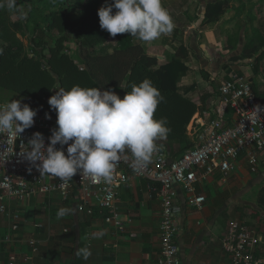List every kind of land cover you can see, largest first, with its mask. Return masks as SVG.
Masks as SVG:
<instances>
[{
	"label": "built area",
	"instance_id": "2783aa9c",
	"mask_svg": "<svg viewBox=\"0 0 264 264\" xmlns=\"http://www.w3.org/2000/svg\"><path fill=\"white\" fill-rule=\"evenodd\" d=\"M219 92L215 118L209 122L198 119L191 124V149L172 159L164 145H157L158 150L151 163L138 171L132 167L131 153L125 152L115 166L111 183L103 179L93 183L90 177L82 176L80 172L67 181L51 175L41 176L35 165L23 160L19 154L21 144H27L34 133L40 132L47 146L52 129L57 126V115L48 104L49 97H42L41 103L29 104L37 110L33 127L25 129L19 136H9L7 132L0 134V220L5 218L10 224L5 243L12 247L16 235L22 231L21 214L12 210L13 205H23L34 198L54 194L64 202H74L77 213L87 216L98 213L117 234L127 233L133 220L123 219L117 203L120 189L128 184L132 174L147 181L150 192L157 194L161 202V246L157 264H183L178 240L185 213L176 186L186 196V203L200 211L207 198L198 193V185L207 182L216 171H220L223 179L227 180L238 169L243 155L248 157L251 172L257 173L259 153L264 151V111L256 110L258 105L264 109V100L257 98L251 81L234 75L220 83ZM5 103L0 98V105ZM230 113L232 120H229ZM57 148H60L59 144ZM66 149L67 145L64 146L67 155ZM263 243L261 234L239 220L228 222L222 238V248L230 264H263L259 258ZM28 244L31 253L25 257L24 264H37L40 243L33 238ZM7 264L22 263L17 253L11 251Z\"/></svg>",
	"mask_w": 264,
	"mask_h": 264
},
{
	"label": "crops",
	"instance_id": "0c3cea01",
	"mask_svg": "<svg viewBox=\"0 0 264 264\" xmlns=\"http://www.w3.org/2000/svg\"><path fill=\"white\" fill-rule=\"evenodd\" d=\"M204 13L205 10L203 16ZM201 24L192 28L198 33L190 35L193 42L191 47L196 53L194 56V52L193 55L187 52L186 64L189 71L178 84L181 95L197 99L199 103L198 112L189 124L188 130L194 120L202 119L204 122H209L215 118L220 99L219 86L226 77L232 78L234 75L245 77L251 81L257 98L264 100V76L258 73L255 64H252L255 58L243 59L242 53L238 52L237 56L227 59L229 61L227 65L221 66L219 58L223 60V63L227 60L224 61L220 56V51L223 49L216 47L218 28L213 26L214 24L208 26ZM187 35L186 33L185 40L188 39ZM155 50L153 48L152 52L147 50L145 52L149 56H157L160 62L168 60L167 56L156 55ZM263 50L261 48L260 51ZM261 65L264 68V59ZM10 92L0 88L1 95ZM120 96L123 99L124 93ZM229 117V120H232V113ZM158 140H164V138ZM189 146H193V137L188 131L185 143L174 145V149L179 148L184 151V154ZM171 158L179 157H176L173 152ZM259 161L260 166L262 165V173L254 179L249 178L252 172L247 155H243L239 159L238 169L227 181L223 179L220 171H216L207 182L198 185V193L207 198L200 211L186 203V196L180 187L176 186L179 202L185 213L180 224L181 232L178 240L183 264H230L222 248V238L228 222L239 220L243 216L240 208L249 205L253 209L259 207L244 200V195L249 188L261 185V182L264 183V151L259 153ZM233 191L238 192L233 196ZM43 198L46 197L34 198L23 205L31 206L32 201L40 203ZM48 198L52 201L50 208L55 212L54 217L60 209H65L66 214L56 218L52 228L50 226L48 232L44 233L38 232L36 227L37 225L44 227L43 224L32 227L31 223L25 219L22 231L16 235V242L12 247L8 244V247H5L3 244L5 234H0V264H7L11 251L17 253L20 263L24 264L25 257L31 253L28 241L33 238L40 243L37 264H157L161 246L159 225L162 207L158 195L150 192V184L147 181L131 174L128 184L119 191L117 206L120 213L124 220H133L132 226L125 234H117L98 213L94 216L77 213L74 202L69 209L56 194ZM249 214L241 221L256 229L252 223L247 222L253 218L251 212ZM255 222L258 223L256 220ZM62 228L63 234L60 231ZM261 235L264 238L262 233ZM263 245L264 243L260 247L259 258L264 264ZM85 247L91 251V256L87 260L76 255L78 249Z\"/></svg>",
	"mask_w": 264,
	"mask_h": 264
},
{
	"label": "clouds",
	"instance_id": "9594fccd",
	"mask_svg": "<svg viewBox=\"0 0 264 264\" xmlns=\"http://www.w3.org/2000/svg\"><path fill=\"white\" fill-rule=\"evenodd\" d=\"M5 6L15 10L16 0H0V8ZM98 16L101 29L112 37L129 33L144 42L170 34L175 26L162 0H113L100 7ZM163 100L159 89L147 78L138 85L133 83L123 99L112 89L101 91L80 85L69 90L60 88L48 100L57 115L50 143L46 146L43 134L36 132L27 144H21L19 154L35 165L41 176L67 181L80 172L93 183L100 179L111 183L115 166L125 152L131 153L132 167L137 171L151 163L158 150L156 141L170 132L167 118H154ZM256 110L264 111L259 105ZM36 115L37 110L20 100L0 105V134L19 136L33 127ZM65 214L66 210L60 209L57 218ZM76 255L87 260L91 251L81 248Z\"/></svg>",
	"mask_w": 264,
	"mask_h": 264
},
{
	"label": "trees",
	"instance_id": "16d2710c",
	"mask_svg": "<svg viewBox=\"0 0 264 264\" xmlns=\"http://www.w3.org/2000/svg\"><path fill=\"white\" fill-rule=\"evenodd\" d=\"M75 1L79 5L86 1L76 14L58 9L43 17L46 26L44 29L36 30L30 39L27 54L23 53L22 47L15 44H0V88L14 92L32 104H38L43 102L42 97H48L52 91L60 88L69 90L74 85L96 87L101 91L121 89L125 96L131 91L133 83L138 85L144 79H150L164 97L154 113V118H167V127L170 128L167 137L164 140H157L156 144H163L172 157L174 145L185 143L187 128L199 109L197 99L181 95L178 89L179 82L189 71L186 64L188 57L186 48L183 46L178 48L174 57L168 58L166 62H160L157 56L146 54L140 43L121 46L112 54L94 55L92 49L113 38L106 30L101 29L98 16L100 7L113 0ZM229 9L230 0L208 3L202 24L219 23ZM19 15L21 18L24 17L22 13ZM17 27L20 28L19 25ZM69 29H77L81 39L83 66L77 65L65 52L66 36L59 37L51 45L44 32L47 30L65 34ZM254 46L253 41L249 42L242 57L255 58L256 71L264 76V68L261 65L264 50L260 53L258 47ZM260 46L264 49V42ZM261 203L264 205V198ZM247 207L253 219L259 224L263 223L264 228L263 208L259 206L253 209L250 205ZM262 234L264 235V232Z\"/></svg>",
	"mask_w": 264,
	"mask_h": 264
},
{
	"label": "rangeland",
	"instance_id": "374dc122",
	"mask_svg": "<svg viewBox=\"0 0 264 264\" xmlns=\"http://www.w3.org/2000/svg\"><path fill=\"white\" fill-rule=\"evenodd\" d=\"M211 1L215 0H206L205 3H202L200 0H162L163 7L168 10L175 25L170 34L161 35L159 38L151 42H144L139 38H134L129 33L117 34L116 37H113L104 45H100L91 51L94 55H104L119 49L121 46L131 43H140L147 51L152 52V49L155 48L156 50L154 53L156 55H164L168 58H173L176 50L180 48V45L182 44L188 53L193 55L194 52L195 56L196 51L191 47L193 42L192 39H190V35L192 36V34L198 33L192 28L203 22L202 17L205 6ZM85 3L86 1L79 5L75 0H16L17 8L15 10L9 11L6 6L0 8V44H15L18 47H22L23 53L27 54L29 52L28 47L30 39L36 33V30L39 28L44 29L46 26V23L43 21L45 15L58 9L64 10L70 14H76ZM21 13L24 16L23 18L19 15ZM18 25L20 28L17 27ZM213 26H217L218 28V30L216 29V47L220 50L223 49L220 51V56L224 61L232 56H237L238 52L242 53L241 56H244L247 44L251 41H253L255 46L261 50L260 45L264 42V0H230V9L228 13L219 23H216ZM44 32L51 45H53L54 40L63 35L66 36L67 42L65 44V52L74 59L77 65L83 66L80 49L81 39L78 35L77 29H69L65 34H59L56 31L50 32L47 30H44ZM186 33L188 34V39L185 40ZM255 46L254 48H256ZM47 54L49 55V53ZM219 59L221 66L227 65L229 62L227 60L223 63V60L221 58ZM252 64H255L254 60ZM230 79L231 78L226 77L225 81ZM54 91L48 96L49 98L54 94ZM114 91L119 96L124 93L123 90ZM0 98L5 102L20 100L22 103L31 104V102L13 92L5 93L3 95L0 94ZM189 130L187 129V132ZM191 148L192 147H188L186 151ZM183 152L184 151L179 148L174 149V155L176 157H181ZM261 168L262 165H259L258 172L250 174L249 178L254 179L255 177L260 176L262 173ZM247 184H249V182ZM237 192L233 191V196ZM263 198L264 183L257 186L254 185L252 188H249L244 195V200L246 202L261 206L264 210V205L261 203ZM72 203V201H66L65 206L70 209ZM50 204H52V201L46 197L43 198L40 203L32 201L31 206L26 205L27 207L24 205L22 206L21 204H15L13 205L12 210L21 214V228L25 223V219H27L32 227H35L37 224H43L44 227H38V232L44 233L45 231L48 232L50 226L52 228L54 221L57 218V216L54 217L55 212L51 210ZM240 212L243 216L239 221L246 218L250 209L242 207L240 208ZM31 217L33 218L32 221ZM36 219L38 223L36 222ZM247 222L252 223L260 234L264 232L262 225L256 223L255 219L251 218ZM9 226L10 224L7 219L4 218L0 220V234H5L4 238L9 233ZM60 231L61 234H63L64 229L62 228ZM3 244L5 247H8L7 244ZM262 249L264 257V245L262 246Z\"/></svg>",
	"mask_w": 264,
	"mask_h": 264
}]
</instances>
